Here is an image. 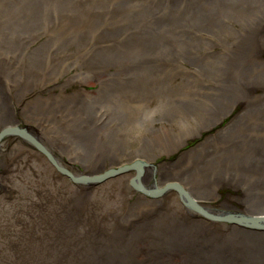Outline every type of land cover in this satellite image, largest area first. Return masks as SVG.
I'll use <instances>...</instances> for the list:
<instances>
[{"label": "rangeland", "instance_id": "rangeland-1", "mask_svg": "<svg viewBox=\"0 0 264 264\" xmlns=\"http://www.w3.org/2000/svg\"><path fill=\"white\" fill-rule=\"evenodd\" d=\"M263 12L264 0L0 2V48H22L19 62L27 63L26 79L12 93L20 114H14L15 126L29 127L54 157L18 129L1 130L11 121L0 114V264H91L94 240L116 250L124 237L139 234L160 255L155 264H177L166 254L188 245L195 257L186 264H264V229L237 220L264 208V28L252 32ZM103 25V37L122 39L100 41L95 36ZM207 34L215 52L205 54ZM251 42L260 61L243 65L240 57L248 60L244 49ZM53 45L61 53L52 54ZM184 52L191 68L181 67ZM9 54H0V71L7 72ZM101 68L112 75L104 83L94 73ZM27 82L34 83L26 88ZM45 97L68 101L59 104L60 112H74L40 132L47 116L36 120L34 112L29 118L20 112L44 104ZM54 131L67 145L45 139ZM198 137L206 149L189 154L201 147ZM119 140L131 141L129 150L141 149L116 151L110 165L87 158ZM139 159L151 163L144 167L149 174L140 167L139 175L155 199L135 187L142 164L117 167ZM89 174L94 181L87 184ZM82 186L90 204L79 199ZM188 188L207 201L208 212L195 206L206 215L183 204ZM146 203L153 204L144 212ZM74 210L83 214L75 230L55 235ZM179 213L182 223L167 227L172 238L161 241L149 226L152 217ZM202 228L212 231H197Z\"/></svg>", "mask_w": 264, "mask_h": 264}, {"label": "bare ground", "instance_id": "bare-ground-1", "mask_svg": "<svg viewBox=\"0 0 264 264\" xmlns=\"http://www.w3.org/2000/svg\"><path fill=\"white\" fill-rule=\"evenodd\" d=\"M4 1H6V0H0V2H4ZM88 10H90V9H88ZM154 10L159 12L160 7L155 6ZM263 18H264V12L261 14V16H260L259 20L257 21V23L255 24L252 32H254V33L258 32L260 29L264 28V23H263L256 30L257 24ZM67 27H70V26H67ZM67 27L65 29H68ZM98 29H99V33L95 37H103L101 33L102 32L106 33V25L100 26V27H98ZM60 37L63 38L66 36L61 34ZM122 37H123V35H119V34L110 35L109 33H107L103 38L100 39V41L109 40L111 42H118L119 40L122 39ZM206 38H207L206 39L207 47L205 49V54H207V52H211V53L215 52V50H211V47L209 48L210 36L208 35V36H206ZM100 41L97 43L99 44ZM62 50H63V48H62ZM21 51H22V48L17 49L16 47L11 48L10 46L0 48V54L5 55V54L10 52V54L7 56V72H5L3 70L0 71V80H1V84H0V114L5 116V120H9V122L11 121L10 124L2 127L1 130L8 129L10 132H13L14 128L18 129L19 131H21L22 133H24L28 136L27 139L29 142H32L34 144L41 146L46 151V153L48 155H50L52 158H54L53 155L51 154L53 151L48 149V147H46V144L44 142L39 141L31 133L28 132L29 127L19 126V125L15 126L14 114L17 115L19 113L14 110V108H15L13 106L14 104L12 105V97H13L12 93H13L14 89L16 88L17 84L19 83V81H21V79L24 78V71L26 70V64H27V63H25V61H23L24 65H22L19 62V58H20L19 52H21ZM256 51H257V45L255 43L251 42L250 46H248L244 49V56L248 60H244L240 57L243 65H245L247 63L254 62V61H256V62L260 61L259 59H257V52ZM50 52H52V54L53 53H59L60 50L57 46L53 45V46H50ZM27 54H28V52H24L23 57L24 56L26 57ZM145 57L147 58V57H149V55H145ZM185 58H189L191 60V55L184 52V56L181 60V67L182 68H191V64L186 63ZM261 58H262V56H261ZM171 62H172V65L174 67L175 66L174 60L172 59ZM230 63H232V62H230ZM87 73L90 74V70H87ZM94 73L96 74L95 75L96 81L98 83H104L105 80H110L112 77L110 72L105 74V70L103 68L94 70ZM185 73H187V72L185 71ZM6 74H9V77H7ZM39 75L41 77L43 75V72L40 73ZM86 76H87L86 74L83 75V80L86 79ZM37 78H39V77H37ZM24 79H26V78H24ZM8 83L11 84V87H9ZM33 83L34 82H27L26 88L31 86ZM109 87H110V84L106 88L108 89ZM54 99H55V97H45L44 98V104H37L35 107H33L30 110L24 107L21 109L20 113L24 118H29V117H31L29 115L32 112H34L36 115L35 116L36 120H40L43 117L47 116L46 125H43L41 121L39 122V127H40L39 131L42 132L43 130H45V128L48 129L49 127H51L53 119H57L58 121H61V119L64 118L61 116L62 114L67 113L69 116H71L74 112V111H72V109H70L69 111L66 110L67 107H64V109L60 112L61 106L59 104H68V101L65 102L61 98H58L57 101H53ZM79 99L85 100L86 98L84 96H82ZM57 112L59 115H57ZM81 113H82V111L77 112L76 114L80 115ZM104 113L106 114V111H104ZM64 115L66 116V114H64ZM84 120H86V119H84ZM231 125L235 126L236 120L230 123V127H231ZM230 127H228L227 129L228 130L231 129ZM237 127L238 126H236L235 128H237ZM34 131L38 136H40L37 129H34ZM196 136H200V135H196ZM263 138H264V135H263ZM45 139L48 141L54 142V144H56L57 146H60V147L67 145V143L64 140V137H62L61 139H58L57 133L55 131L50 136H45ZM130 142L131 141L124 142V141L119 140V142H117L118 145H112V146L108 145L107 147H101L98 150H92L91 153L87 154L86 156L89 159L93 158V159L102 160V161H104L110 165L111 163L108 162V160H110V158L114 159L117 157L118 154L116 151H126L124 153H134V152L137 153L138 150L141 149V147H138L136 151L129 150ZM202 142H203V140H201V138L198 137L195 140V143L196 144L201 143V147L199 149H196V150L190 152L189 154H191L195 151L198 152L202 149H206L208 144L207 145L205 144L206 141H204L203 143ZM171 146L172 145H170V147ZM182 147H184V146H182ZM193 147H194V145L192 147H186V148L188 149V148H193ZM98 152L101 155H99ZM200 155H203V153L201 152ZM57 158H59V157H57ZM130 163L143 165V166L139 165V167H138V178L139 179L141 178L142 174H149V170L144 169V167L145 166L149 167L151 165V163L144 161L142 159L132 160L129 163H123L121 165H118L117 167H124ZM140 167H143V171H142L141 175H139ZM112 168H114V167H110V168H108V170L112 169ZM104 171H107V170L105 169V170H103V172ZM92 176H93V174H89V178H85L84 181H87L86 182L87 184L93 182L94 180L91 179ZM141 181H142L141 179L138 183H137V181H135L137 183L135 185V187H141L142 190L140 192H145L143 194L151 197L150 199L157 198V197H153L154 196L153 194H155V193L149 190L150 186L147 185L146 183H141ZM79 182L85 183L83 181H79ZM171 182H173V181L170 180L169 183H171ZM87 184H85V185H87ZM153 184L155 185V182ZM160 188H162L165 192V190L167 189V184H164ZM185 190H186V192L183 194L182 202H183V204H185V206L187 205L186 206L187 208L191 207L193 210L198 211L197 213H200L202 215L205 213L199 209H195V206L199 207L200 209H202L206 212H208L207 208H205L208 205L206 203L207 202L206 200H204L203 198H199L198 196H195L192 193L193 191H191L189 188H188V190L187 189H185ZM88 192L89 191L87 190V187L82 186V188H80V190H78V195H79L80 201H84V202H87L90 204V197H89ZM68 201H70V198L66 202H68ZM254 201L260 202L261 199L258 200V198H255ZM160 203H161V201H160ZM151 204H153V203H146L142 207L143 211L146 212L147 210H149ZM254 209H255L254 210L255 212L250 214L251 216H249V220H251L253 223L257 224V226H253V227L257 228V230H262V229H264V226H262L264 224H261V223H264V208H254ZM189 211H192V210H189ZM195 211H192V212H195ZM81 215H83V214H81L80 210L72 211L70 214V217H68L66 219L65 223H63V224L60 223V225H58L56 227V229L54 231L55 235L59 234L61 232L68 234V233L74 231L75 230L74 227L76 228L78 226L79 217H81ZM152 218H154V219H153L152 223L149 224V226L151 229L155 230L158 234H160L159 238H163V239H161V241L164 240V242H166V240L168 241L169 239L172 238L170 231H169V229H167V227H170V225L173 226L175 224L182 223V221L180 219L181 213H179L177 215H167V216L165 214H161V215L157 216L156 220H155V216H153ZM201 230L212 231V229H209V228H202V229H198L197 231H201ZM213 230H216V229H213ZM97 233H98V231H97ZM121 235H124V234H121ZM116 240H120V239L116 238ZM212 248H213L212 245H208V247H207L208 250H212ZM179 249H182L183 251L180 252ZM190 249H192V248L189 245L186 247V249H184L183 247H180L178 249H171L166 254V256L172 258L173 262H177V264H186L191 259H194V257H195V256L190 257V255H188L187 251ZM15 251L17 252V250H15ZM153 251H154V247L151 245V243L148 242L144 237H141L140 234L135 235L133 237H124L123 243H121V240H120V242H118L116 244V250H115L114 246H109V249H108L107 243H102L99 240H94L93 241V248L91 250V255L95 260L91 264H118V262H123L124 264H138V263H141L144 261H150L149 264H155V260L159 259L160 255L154 254V253L152 254ZM220 255L223 256L221 252H220ZM136 256L139 257L137 260V263L133 259ZM32 260H33V257L31 256V262H32ZM23 264H29V263L24 262ZM32 264H34V262H32ZM70 264H72V263H70Z\"/></svg>", "mask_w": 264, "mask_h": 264}, {"label": "water", "instance_id": "water-1", "mask_svg": "<svg viewBox=\"0 0 264 264\" xmlns=\"http://www.w3.org/2000/svg\"><path fill=\"white\" fill-rule=\"evenodd\" d=\"M6 131H9L8 129H6ZM21 135H25V136H27L26 134H24V133H20ZM2 135H0V137H1ZM235 218H237V217H235ZM237 220H248L249 222H251L254 226H257V224L256 223H253L251 220H249V218H238ZM261 225V224H260ZM262 226H264V225H262Z\"/></svg>", "mask_w": 264, "mask_h": 264}, {"label": "flooded vegetation", "instance_id": "flooded-vegetation-1", "mask_svg": "<svg viewBox=\"0 0 264 264\" xmlns=\"http://www.w3.org/2000/svg\"><path fill=\"white\" fill-rule=\"evenodd\" d=\"M189 146H191V145H189ZM58 159H59V158H58ZM59 160H60V159H59ZM59 160H58V161H59Z\"/></svg>", "mask_w": 264, "mask_h": 264}]
</instances>
